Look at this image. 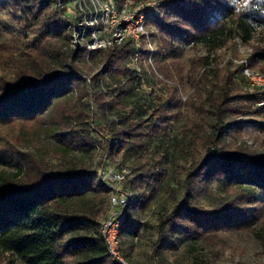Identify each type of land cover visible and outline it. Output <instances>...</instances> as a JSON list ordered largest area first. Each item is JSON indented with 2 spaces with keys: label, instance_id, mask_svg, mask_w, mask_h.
Segmentation results:
<instances>
[{
  "label": "trees",
  "instance_id": "trees-1",
  "mask_svg": "<svg viewBox=\"0 0 264 264\" xmlns=\"http://www.w3.org/2000/svg\"><path fill=\"white\" fill-rule=\"evenodd\" d=\"M63 1L0 0V7L9 9L18 27L0 43V129L18 119L32 134L34 125L26 123L35 118L37 126L46 125V132L56 141L28 154L8 139L0 141V166L5 167L0 169V250L21 264H119L108 253L97 221L112 193L95 174L106 159L121 164V170L127 162L152 168L144 176L145 187L139 177L123 184L126 190L133 188L127 195L125 223L119 228L126 241L141 232V206L161 190L170 193L166 165L171 168L181 158L186 166L183 199L171 211L161 206L155 248H175L182 238L209 240L212 232L250 229L247 225L254 217L244 206L253 205L250 198L254 196L264 203V162L219 148L230 126L228 115L257 103L253 113H264V90L234 94L242 89L235 78L244 64L232 73L234 77L220 75L210 55L234 38L243 44L262 38L264 28H254L249 20L264 25V19L257 14L237 17L223 0H132L155 2L154 9L144 8L146 23L154 24L163 35L153 55L164 59L151 64L163 78L158 79L163 94L146 101L136 89V82L144 78L133 67L136 49L131 40L117 43L112 38L104 49L65 47L70 22L62 17ZM147 37L139 39L137 62L153 38ZM167 38L201 44L209 54L171 69L167 59L177 57ZM97 53L107 62L103 78L97 74L87 83L78 59ZM114 58L117 62L112 65ZM246 63L264 73V47ZM185 87H196L187 101L182 96ZM73 89H78L76 95ZM86 96L97 109L96 115L82 101ZM184 106L192 112L193 124L184 117ZM233 126L239 129L238 123ZM20 135L14 138L17 142L22 140ZM96 155L101 156L98 165L87 160ZM214 183L225 192L245 191L247 201L223 198L210 208L201 207ZM233 212L234 216H228ZM243 216V223L230 224Z\"/></svg>",
  "mask_w": 264,
  "mask_h": 264
},
{
  "label": "rangeland",
  "instance_id": "rangeland-1",
  "mask_svg": "<svg viewBox=\"0 0 264 264\" xmlns=\"http://www.w3.org/2000/svg\"><path fill=\"white\" fill-rule=\"evenodd\" d=\"M154 5V1H138L134 3L132 0H64L61 7L62 17L70 22L67 31L70 38L68 37L65 47L75 48L76 46H82L88 50L104 49L109 45L112 38H116L119 35H136L138 31L145 30V38H147L148 34L153 37L151 42H149L153 48H150L146 44V47L143 48L146 55L139 62L133 63V67L144 78V81L142 80L140 83L136 82V89L146 101H154L155 95L163 94V87L158 82V79L163 80V78L158 77L151 64L156 60L160 61L164 59L161 56L157 57L153 55L157 51V40L163 35L154 24L146 23L147 20L144 14V8L149 7V10H151L154 9ZM17 28V21L13 18L9 9L5 10L0 7V43L6 42L13 29ZM81 29L83 31L82 34L80 33ZM167 39L171 41L172 48L176 50L177 57L175 60L167 59L170 65L172 64L171 69H174V66L180 63H190L191 60H199L201 57L209 54L206 47L201 44H180L177 41H172L170 38ZM121 42L123 41L117 43ZM260 47H264V36L262 38H254L249 44H243L238 38H234L229 40L222 48L211 53L210 56L213 58L214 67L218 69L220 75H229L235 72L241 64H244V67L248 66L246 61ZM78 60L87 83H90L89 78L97 74L103 78L102 73L107 62L102 60L99 53L94 55L85 54L83 58ZM114 62H117V58L112 60V65H114ZM259 67L256 66L255 69L259 70ZM243 68L240 72L236 73L237 78L235 80L237 79L236 81H238L239 86L242 88L240 91L234 93L237 95H248L257 91L248 87L245 78V81L242 80L240 74H242ZM201 75L200 70L197 75V82ZM232 77H234L233 74ZM238 84L236 82V85ZM195 88L189 89L185 87L182 90L183 101H187L188 98L192 97ZM77 93L78 89H73L72 94L76 95ZM82 101L88 105L92 111V115H96L97 109L94 105H91L89 98L86 96ZM257 104H254L252 107L246 106L244 109L240 108L242 109L240 113L230 114L226 117V123L230 124V126L224 130L222 144L219 148L221 152L235 151L242 159H257L264 162V130H262L264 129V113H253L256 106H258ZM183 113H185L184 117L193 124L194 116L186 106L183 107ZM98 120L96 117L94 121L97 123ZM14 122L2 124L0 129L1 143L8 139L25 154L49 148L52 144H55V138L46 132L48 127L46 125L42 127L37 126L38 119L33 118L26 123L27 126L34 125L32 129L34 132L32 134L28 133L25 125L20 124L21 121L18 119ZM237 123L239 129L232 128L237 127L233 126V124ZM177 127L178 124L172 129L177 131ZM20 132L23 134L20 135ZM16 135H20L19 139L22 140L17 142L14 139ZM172 136L173 131L171 130L170 137ZM87 160L96 165L100 163L101 156L96 155L92 159L88 158ZM53 163L56 166L57 160H54ZM166 163L165 161V165ZM103 165V167H97L95 174L102 183L111 189L112 193L109 194V203L106 210L97 219L100 223V231L105 227L108 220L119 223L123 214L126 218L125 206L128 203V196L130 197L133 190V188L124 189L123 184L127 182L126 179L134 180L139 177L143 180L142 186L145 187L147 179H144V176L149 171H152V168L144 164L131 166V163L128 162L122 164L127 167L121 170L119 167L121 164H113L108 159H106ZM185 167V161L182 158L179 160L175 159L171 168L168 164L166 165L171 191L168 194V192L161 190L159 193H156V197L149 198L148 202H145L141 206L138 218L142 227L137 237L126 241L122 235L120 237V233L118 232L122 261L125 264H264V243H262L257 235L258 233L261 235V238H264V203H261V200L256 196L250 198V201H255L253 205L244 206L248 212L247 214L254 217L253 221L249 222V220V223L247 222V227H250V229L239 226L240 228L238 229L226 230L223 233L212 232L209 240L184 238L180 240L178 239L179 237H176L175 239H178V242L175 248L171 249L168 246L163 250L155 248L154 242L157 238V231L155 229L157 224L156 219L161 208L165 207L167 211H171L183 199ZM2 168L5 167L0 166V169ZM161 171L164 170L161 169ZM244 193L245 191L243 190H235L234 192L229 190L225 192L214 183L208 197L203 198L200 205L204 208H210L212 205L220 203L223 198L234 199L240 203L245 202L247 198L243 195ZM114 199H116L118 204L115 205ZM122 199L126 202L125 204L119 202ZM204 211H209V209ZM235 212L229 213L228 216H234ZM244 217L246 216L239 217L237 218L239 219L238 222L234 220L230 224L232 226L238 223L241 224L244 222ZM125 218L123 224L125 223ZM144 223H149V227H144ZM216 235H219V237L214 238ZM211 240L213 241L209 242ZM155 250L159 252L156 253ZM0 264L21 263L9 253L0 250Z\"/></svg>",
  "mask_w": 264,
  "mask_h": 264
},
{
  "label": "built area",
  "instance_id": "built-area-1",
  "mask_svg": "<svg viewBox=\"0 0 264 264\" xmlns=\"http://www.w3.org/2000/svg\"><path fill=\"white\" fill-rule=\"evenodd\" d=\"M110 1H118V0H110ZM145 34H146L145 30H141L138 31L136 35L133 34H131L130 36L119 35L118 37L115 38L116 41L117 40L123 41L126 39L131 40L132 44L136 49V52L134 53V56L132 58L133 63H137L138 61V54L140 47L139 39L141 36H145ZM146 39H148V37ZM148 46L150 48L152 47L149 43ZM242 75L245 78L247 85L250 89L264 90V73L258 72L256 70L249 68L248 66H245L243 68ZM119 202L121 204L126 203L123 199L120 200ZM114 203L115 205L118 204L116 199H114ZM124 218L125 216L123 214L119 223L108 220L107 223L105 224V227L102 228L101 230V233L107 244L108 253L111 255L112 259L116 260L119 264H125L120 257V248H119V239H118L119 228L122 226Z\"/></svg>",
  "mask_w": 264,
  "mask_h": 264
},
{
  "label": "clouds",
  "instance_id": "clouds-1",
  "mask_svg": "<svg viewBox=\"0 0 264 264\" xmlns=\"http://www.w3.org/2000/svg\"><path fill=\"white\" fill-rule=\"evenodd\" d=\"M223 2L233 10V14L237 17L257 14L260 19H264V0H223ZM249 23L254 28H264V25L255 20H249Z\"/></svg>",
  "mask_w": 264,
  "mask_h": 264
}]
</instances>
